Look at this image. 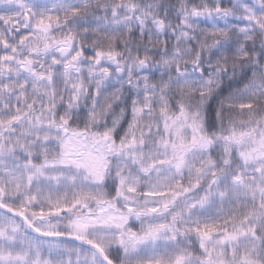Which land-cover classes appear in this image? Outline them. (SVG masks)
<instances>
[{
  "label": "snow or ice",
  "instance_id": "snow-or-ice-1",
  "mask_svg": "<svg viewBox=\"0 0 264 264\" xmlns=\"http://www.w3.org/2000/svg\"><path fill=\"white\" fill-rule=\"evenodd\" d=\"M0 264H264V0H0Z\"/></svg>",
  "mask_w": 264,
  "mask_h": 264
},
{
  "label": "trees",
  "instance_id": "trees-1",
  "mask_svg": "<svg viewBox=\"0 0 264 264\" xmlns=\"http://www.w3.org/2000/svg\"><path fill=\"white\" fill-rule=\"evenodd\" d=\"M241 87H242V85H241ZM212 104H213V106H215V104H216V101H212Z\"/></svg>",
  "mask_w": 264,
  "mask_h": 264
}]
</instances>
